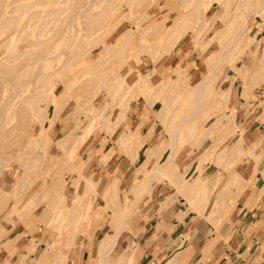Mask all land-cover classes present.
<instances>
[{
    "label": "rangeland",
    "instance_id": "rangeland-1",
    "mask_svg": "<svg viewBox=\"0 0 264 264\" xmlns=\"http://www.w3.org/2000/svg\"><path fill=\"white\" fill-rule=\"evenodd\" d=\"M110 1H112V0H110ZM164 1L165 0H135V3H138L140 5V8H139L140 11L132 13V10H130L126 7L125 3L127 2V0H120V1L119 0H113L114 4H116V6H117V10L113 11V13L111 15L107 16V18L104 21L105 24H104L101 32L99 33V37L104 38L103 41L105 43V46H107V47L114 45L116 38L121 33L126 31L127 29H130V27L135 25V23H136L135 20H139V16L142 17V11H141L142 9L145 10V11L143 10L144 13L146 15H148L149 17H148V19H145V20L143 19L140 22V24L138 26V31L135 32L133 43L125 51L124 50L120 51L121 56L118 52H116L115 54H112V57L110 56L111 54L108 53L107 55L104 56L105 58H103V62L106 61L107 65L104 64L105 62L103 63L101 61L103 65H101V63H100V65H98L95 69H93L94 71H92L90 69V67L93 66V64H94L93 62H95V59L99 56V54L101 52L100 49L102 50V48L94 43L95 42L94 39H91L89 42H88V40H85L86 42H84L83 36L82 37L79 36L78 42H75L76 44L73 43L71 48L74 51L77 50L76 52H78V54H79L77 56L79 57L80 60H78V58L74 57L73 61L75 62V64L74 63L72 64L73 61L71 60L70 61L71 65L69 63L66 66L67 69H65V65H63V64L68 59V57L66 55H62V57L60 59L55 60L52 62V64H50V66L52 68L50 67V69L41 70V73L52 72L53 76H50L49 78L47 77L43 81H41V79H39V81H37L36 83H32V82L28 83L29 78L23 77L20 80L22 82V85L20 87V92H16V96L14 98L12 97L11 92H10L12 87H9L8 84L15 77L7 79L8 81L6 79L3 81V75H0V87L5 88V89L8 88V91H9V94H6V100L10 101V105L7 108L12 109L13 112L18 111L19 107L22 106L21 101L23 99H25V97H27L29 95L32 96L33 92L31 90H32L33 86L40 84V82L48 84V89L55 86L56 87L55 94L57 95L56 99L59 100V103L54 104L52 101L49 100V98H47L46 102H45V104L47 106V110L44 111V114H45L44 121L43 122L41 121L42 122L41 124L35 123L33 126L28 127V129L30 128L27 131L29 136L32 135V133L34 132V130L36 128H38V125H43L45 127L46 134H45L44 139H42L45 141V144L44 143H42V144L44 145V148H46V150L43 149V145L41 147L40 142L38 143L39 144L38 146H40V147L37 148V144H34V145H36V147L31 145L34 142L32 140V138H30L31 139L30 140L27 136H26V138L20 137V134L22 133V131L24 129L27 130V128H26L27 124L26 123H28V118H26L25 120H21V121L17 120L18 116H16L14 118V120H12V118L7 119V118H9V117H7V115L4 116V119L0 118V133L3 134V136L0 137V159L1 160L3 159L2 164L0 163V169H2L1 174H0L1 175L0 176V189L5 190L9 184V182H11L14 179V176L16 175V173H18V175L16 177V179L18 181L22 180V178H24L23 176H26V173H27V180L29 178L31 179V180L29 179L30 183L28 182L29 180L26 182L27 184L29 183L28 186L26 185V188L23 187V189L21 190L23 192L17 193V195L9 196V194L7 193L9 191L7 188L5 193L2 194L3 196L0 198V226H1L0 230L3 229L2 231H0V235H1L0 236V244H1L0 249L6 250L7 253L9 254L10 249H12V247L15 246V242L17 240H19L20 238L28 240V243L31 244V246H33V240H36L38 238V244L35 247V249L37 250V252L35 253V256H37V254H39V253H43V252L47 253L46 249L50 248V245L55 246V243H57V242H60L62 244H64L66 242V237L60 236L58 238L56 224L61 225V226H63V225L65 226V224L66 223L68 224L69 221L66 222L64 220H60V222L63 221L61 224L58 220V223L56 222V224H54L55 221L52 220V216H53V213H55L56 208H55V210L54 209L52 210L50 207L53 204V201L54 200L56 201V199L59 198L58 197L59 196L58 189L56 191L55 188H57V187H54L55 190L54 189L51 190V188H50L51 193L54 195H52L50 193L49 188L45 190L46 187H44V186H46V184H45V182H43L44 179L42 180L43 177H45V180H47L46 183L50 184L52 179H55V178H58L61 176L62 182H60V180H59L58 185L60 187L63 186L62 191L64 193H66V195H65L66 203L65 204H66V206H69L72 199L74 198V196L72 195L74 192L73 191L74 186L79 181V178H78L79 173H80L79 171H80V169L82 170V167L84 165L83 164L84 161L86 162L89 157L95 158V161H96L99 158V156L102 154L105 147L106 148H108L110 146L113 147V151L117 150L119 155H124L126 157V160L121 161V162L120 161H113V163L109 166L107 171H104L102 174H100L98 172H94L95 174H99V175L91 177L92 179H97L98 177H100V180H102V182H103V183L101 182V183L95 184V186H97V187L94 190L96 191L97 194L92 193L89 195L90 200L91 199L93 200V203H95V207H96L93 210V212L99 213L100 210L105 206V202H104L103 198L101 197L102 191L106 188L105 187L106 184H104V183H107L108 179H111V178L115 179L116 178V172H117L116 170L118 167H120L119 163H121V164L127 163L128 164L127 166H129L128 169L129 170L132 169L133 172H135L137 166H140L142 163L145 164L144 170L146 172H148L147 170H150V168H153L152 166H154V164L163 163L166 160V156L168 155V152H169L168 149H166L167 142H168L167 141L168 133H166V132L168 129L169 130L171 129L170 124L171 123L173 124L179 118H183L184 116L191 115V113L194 112V105H193L194 99L190 95L188 89L190 87H193L194 85H196L198 82H200L202 80L203 76L205 74H207L209 70L213 69L214 66L217 69L215 71V76L212 80L213 81V94L219 93L221 90H225L231 82H232L231 84L234 83V87L236 90L238 88L244 92V89H246L245 90L246 93L250 90L255 89V88H259V87L264 88V80L263 79L258 80V81L255 80L256 77L264 74V69L262 70V69L258 68V61H259V59H261L262 54L260 52L259 53H251L249 51L251 46L253 47V45L255 44L252 42L254 41V39H257L256 37H257L258 31L261 29H264V10L261 14H253L252 13L253 11H257V9H259L261 7L263 0H244V1L243 0L242 1L241 0H207V4H208L207 16H214L215 15L216 17H214L212 19V20H214V21H211L212 23H209L210 22L209 19L206 20L205 23L202 24L201 28L197 32L195 31V29L192 28L193 26H191L192 24L190 22L184 21L185 18L187 19L186 16H183V15H185L184 11H189V10H191L190 8L192 6L194 7L195 3L197 4L196 6H198L200 3H202L206 0H198L200 3H198L197 0L195 1V3L191 2L187 6L186 9L183 7L185 4V2H183L182 3L183 5L182 4L180 5L182 7V9H181V7L177 8V9H173L171 14L169 15L170 16L169 21H167V22L165 21V24L168 26V30L164 31V32L163 31L160 32L159 35H157V36L154 35V33H153L149 39L150 41H148L150 44H153L154 42L157 43L158 41L160 43L161 40L166 36V34L169 31L180 26L181 30L183 32H186V34L183 35L181 42L173 49V52L165 58L163 57L162 59H160L161 58L160 55H159V57H157V54H160V53L152 52V50H151L150 53L152 52L153 53L152 55L149 54L148 57L147 56L141 57L142 58L141 61L137 63L133 59V57H131V56H132L133 52L135 51L136 47H138V45H139L138 39L140 36V32L144 29V27H146L150 23H152L154 21H158V20L162 21L161 20L162 16H164L165 14H168L170 12V8L173 6V0L170 1V3L171 2L172 3L169 6H163ZM225 1H226V3L224 4L223 2H225ZM68 2H70V0H65V4H67ZM243 2H245V4L247 6L245 4H244L245 6H242ZM235 3L236 4L238 3L237 5L240 4V6L237 7V5ZM233 4H234V6H233ZM236 7L238 9H239V7H240V9L243 8V10H245L246 12H249V14L252 13L248 18V30L246 32H244L245 36L243 35V40H241V42L239 44H237L238 46L233 45V43L235 41L234 35H239L242 32V25H240V22L244 18L243 16H245L246 14H245V11L244 12L242 11V9H241V12H242L241 13L240 9L238 10ZM8 9H9L8 7L5 8V10H8ZM189 12H191V11H189ZM122 14H123V16H122ZM139 14H141V15H139ZM125 16H127V17H125ZM177 16L183 17V20L174 22V20L176 19L174 17H177ZM227 16L229 19H227ZM124 17L128 20L129 23L127 22L126 19H124ZM224 17L227 19V21L226 20L225 21L228 24L224 23V21H222V19L223 20L225 19ZM112 21L114 23H117V22L119 23V25L117 23L118 26L114 29V31L112 28L115 27V24H113L111 26V24L113 23ZM170 21H171V23H170ZM172 22H174L175 24ZM196 27H197V25H196ZM109 29H111L110 33L108 31ZM106 30L108 31V33ZM104 31H105V34H102V33H104ZM79 33H80V35H84V34H86V30L84 29V30L80 31ZM155 34H157V33H155ZM154 36H155V38H154ZM263 36H264V33H263L262 37ZM1 37L2 36H0V38ZM233 38H234V41H233ZM246 38H251L253 41L251 39H249L248 44L245 45L244 43H246V41H247V40H245ZM152 39L156 40V41H153ZM229 40H230V42H229ZM81 41H83L85 44ZM226 41L229 45H227ZM232 41H233V43H232ZM80 43H83V44L80 45ZM87 43L89 44V46ZM230 43H232V44L230 45ZM82 46H83V48H82ZM229 46H230V48H228ZM231 46H232V48H231ZM222 47H224V48L222 49ZM253 49L254 48H252V50ZM87 50H88V52H87ZM222 50L224 51V53H222L223 52ZM244 51L249 52L247 56H245ZM0 54L2 55V56L0 55V64L5 63V61H6V59L4 58L5 57V51L2 50V48H0ZM81 54L85 55L86 57L81 56ZM108 56L110 57V60H112V62L114 61L113 63L111 61L109 62ZM161 56H163V55H161ZM80 57H82V58H80ZM121 57H122V59H121ZM129 57H131V58H129ZM112 58H115V60H118V62L119 63L121 62L122 64L121 63L119 64L117 61H115ZM157 59H159V60H157ZM77 60H78V62L76 63ZM87 62L90 64V67H88L89 64ZM116 62L118 64L117 66L114 65V63H116ZM155 63H156V65H155ZM262 63H263V67H264V52H263V57H262L260 64H262ZM84 64H86V65L84 66ZM217 64H219V65L216 66ZM113 65L115 66L114 69H113V67H114ZM134 66L136 68H134ZM101 67H102V70H101ZM82 68L83 69L87 68V69H85L84 72L88 71V74L82 75V73H83ZM62 69H63V74H62V72H60ZM80 69H82V70L79 72ZM177 69H180L179 70V74H180L179 86H175L174 84H173L174 85L173 86L170 83L162 84V87H160L158 89L151 88L148 92L149 94H147L145 97L143 95H145L146 91L144 92V91L140 90V92H138L139 90L136 89L137 78L143 74H146L149 71H152V70L155 71V74L153 75V79L155 80L156 83L159 84L162 82L164 77L170 78L171 76H174L176 74ZM259 69L261 71H258ZM24 70H26V69H24ZM95 71L96 72L98 71V73L101 72V76L96 77L99 74H94ZM56 72L57 73L59 72L62 75L59 76L60 74L58 75ZM117 72H118V74H116ZM232 72L236 73V76L238 78V80L236 82H235L234 78L231 77ZM90 73H92V74H90ZM114 73H115V75H114ZM115 76H116V78H118L119 81L118 80H117V82H116V80L112 81V83L113 82L114 83L110 89H108V88L106 89L103 86L102 82L99 83V81H102V79H104L105 77L112 78ZM91 78H93V80H91ZM185 78L188 81L186 80V84L184 85V79ZM58 79H59V81H58ZM94 79H95V81H94ZM90 81H93V82H90ZM66 82H69V83H66ZM65 84H68V87H67V85H66V87H64ZM113 88H114V90H112ZM184 88H186V89H184ZM106 90H108V91H106ZM110 90H111V93H110ZM141 91L144 93H142ZM210 92L206 93L203 96H200V98H199L200 99V108L197 111L198 114L199 113L200 114L198 115L196 112L195 116L193 117V120L188 121V123H190V124L195 122L196 126L198 127L197 130L195 131L194 135L193 136L187 135V137L185 136L187 138V142L184 143V145H182L181 148L177 151L178 152L176 154L177 157L175 156L173 163L171 164V166L169 167V169L166 173V177H161V178L157 177V178L153 179L154 181H158V180L160 181L163 179H167V177L170 175V173L173 170H176V173L178 172L177 173L178 179L180 178L179 179L180 182H177V183H181V185L185 187V189H186L185 192H187V190L190 186H194L195 182L199 181V183H200L199 186H197L196 189L193 188V190H195V196L192 197L190 202L192 200L198 201L199 194H203V193L205 194V190L207 189V187H210V184L209 183L206 184V182L210 181L211 175L213 176V175H215V173H217V169L221 170L218 173L219 174L218 177H220L219 178L220 181L216 182V184L211 189H213L219 183H221L220 185H222L224 183V180L226 177H227V180H226L223 191H226L231 186L237 187L239 184L242 183V180L238 176V174L236 172H234V170L235 169L237 170L238 166L242 163V161L245 162L247 160V158H254V156L252 155L253 151H250V150L245 151L244 153L237 156L236 158L235 157L231 158V159L227 158V157L234 156L232 149L237 147L238 143L236 141L238 140V138L242 139L245 146H247L249 148H250V146L246 145L247 143L242 137V134L244 133L243 128H237L235 126V122L233 121L234 120L233 113H232L233 116L232 115L229 116L227 113H225L227 110H229L231 112L233 110L232 107L230 108L229 105H223V104L218 106L216 109L211 107L212 103L215 101V97H214V95L212 97ZM109 93L115 94V96H116L115 104L116 103L122 104L123 103L122 101H124V103L128 101L127 104L130 105V108H132V104L138 103V105L140 107L141 115L143 116V119L145 120V122L150 123L154 126L158 125V128L156 130L157 140L154 143V145H156V146L158 145L159 147H157V149L153 153H151L149 155L148 150H146V151L143 150V146L145 144L142 146L141 149H139L138 145L133 144V146H132L131 144H129V143H131V141H128L129 143L126 141L128 136L123 138L124 142L122 141L121 143L120 142L117 143V139H118L119 135L122 134V130L120 129V132H118V134H116V135L112 134L111 136H109V133L106 131V130H108L107 127L106 126L103 127V126L99 125L95 120H92L94 125H93L91 131L89 132L85 143H83L81 145L79 142L77 143V141H79L78 136L80 134V132L77 134V130L71 133L72 137L70 135V137L64 139V136L68 132L76 129V127H77L75 125L76 122L79 123L80 127L83 128L88 124V122L92 118L94 119V117L91 118L92 114L95 113L94 109H92L93 107L99 108L105 103H111L112 102V97L110 95H108ZM139 93L140 94L142 93L143 95L142 94L140 95ZM151 93H152V95L154 94V96H152ZM131 95H132V97H130ZM173 95H175V96H173ZM69 96H70V98H68V101L66 102V104H64V103L62 104L64 98L66 99V97H69ZM148 96L151 97L149 101L147 100ZM178 96H180V99L178 98ZM153 97L155 98L154 100H153ZM172 97L174 100L171 99ZM174 97H176V98H174ZM242 97L245 100L248 99V96H246L245 94H242ZM71 98H73V99H71ZM169 99H170V101L172 100L171 101L172 103L169 101ZM58 100H56V101H58ZM82 100H84V103ZM232 100H233V96L231 97V100H230L231 103H232ZM169 102H170V104H169ZM181 102H182V104H180ZM213 104L215 106V102ZM175 106H178L176 111H174ZM59 108L61 109V111ZM119 108L121 110L122 106L117 104L112 109V111H111L112 115L110 117V120H108V121L106 119L104 120V121H106L105 125L115 122L116 115H118L119 114L118 112L120 111ZM54 109L55 110L59 109L60 112H58L56 114L58 116H56V119L54 121L53 126L50 129L47 128L48 129L47 130L46 127L48 125V120L50 118H52V114L53 115L55 114L53 111ZM204 109H205V111H204ZM91 110L94 113L90 114ZM130 111L128 113H130ZM171 111H172V113H171ZM63 116H65V117H63ZM170 116L171 117L173 116L172 117L173 119L170 118ZM200 116H202V117H200ZM89 117H90V119H89ZM263 117H264V113L262 116V121L264 123ZM74 118H76V119H74ZM167 118H168V120H170L171 123L170 122H169L170 124L168 123L170 126L168 125V128L166 130V126H165L166 121L165 120ZM232 118H233V120H232ZM95 119H97V118H95ZM209 126H210V132L207 133L208 135H205L204 130L206 128H209ZM15 128H17L18 131L20 129H22V131L20 130L18 132L17 129H15ZM236 129H238V130H236ZM240 129H241V131H239ZM238 132L240 133V137H238ZM76 134H77V137H75ZM203 134H204V137H202ZM62 137H63L64 142H61V140H59ZM76 138H78V140ZM73 139L77 143V144L75 143L77 145V147L75 149L76 150V152L74 153L75 155L73 156V160H74L75 164L71 163V165L74 167L73 169L76 173H73L74 171H73L72 167H70V169L67 167L68 163H66V159H64L65 158L64 156L66 155L64 152L66 150L62 149L61 148L62 146L59 147L58 146L59 143L58 144L56 143V141L57 142L59 141V142H61L59 145H65V147H67L68 145H71L70 143L74 142V141L72 142ZM199 140L202 141L200 144L198 143ZM20 141H21V143H20ZM125 141H126V143H125ZM243 142H240L239 144L242 146ZM66 143H68V145ZM197 143H198V145H197ZM10 144H11V146H10ZM22 146H23V148H21ZM131 147H132V149H131ZM224 147H228V148L224 153H222L224 150ZM31 150H34V151L31 152ZM141 150H142V153H144V155H143L144 157L138 159L137 158L138 152ZM27 151L29 152V156L27 155L28 154ZM113 151H112V154H113ZM210 151H212V157L209 160L207 159V160L203 161L199 165L200 157L203 154L208 153ZM147 153H148V155H147ZM221 155H222V159H220ZM21 156L23 159L20 158ZM30 156L32 158L33 157L41 158V159H43V162H41L40 160L36 161L37 158L35 160H34V158L31 159V158H29ZM148 156H149V158H147ZM111 157H112V155H111ZM19 158L21 160H19ZM146 159H148L149 161L145 163L144 160H146ZM151 159H152V161H151ZM1 160H0V162H1ZM32 160H33V163H32ZM227 160L230 161V163ZM16 161H20L22 163V165L24 162L27 164L28 163L34 164V162L36 161L37 167L36 166L35 167L37 169L39 168V170L37 171V169H35L34 166L32 167L31 166L32 164L30 165L31 168L26 170V164L25 163H24L25 165H23V167L21 166L20 169H17L18 167L16 166ZM185 163H188V165L186 166ZM195 163L196 164L198 163V164L192 169L191 165H194ZM207 166L210 168H208ZM194 170H195V172H194ZM133 172H132V174H133ZM43 173H44V176H43ZM197 173H199V174H197ZM132 174L128 175V176L122 175V176H120V180L118 177L116 178V179H118L117 185H116V190H117L116 193H117V197H118L117 200L118 201L123 198L125 191H127L130 184L132 183V180H133ZM39 175H40V177H39ZM196 175H197V177H196ZM121 179H122V183H121ZM34 180H36V181L34 182ZM193 181H195V182H193ZM147 188H148L147 184H141L140 185L139 194H142V195L144 194V195L139 199L138 204L142 205L143 203H146L147 200H149V198L147 197V194H145V192L147 191ZM44 190L45 191L48 190L47 194H45L46 192H44ZM18 194L20 196H22V197H20V200H19V197L17 199V196H19ZM35 195H37V196H35ZM45 195L47 197H45L46 199L44 201V199H41V198ZM39 196H40V198H39ZM54 196H56L57 198H55ZM30 198H31V200H30ZM32 200H35V201H32ZM97 200H98V202H97ZM48 201L50 203L49 206H47ZM205 202H206V196L204 197L203 203L205 204ZM26 204H28V207H24V206H27ZM41 205H43V206H41ZM43 207L46 209H44ZM114 208H115V206L109 207V208H107V206H106L107 214H110V215L108 216L107 214H105L104 216H101V220H100L101 223L100 224H99V221H97V219L93 218L91 223H90V227L87 228L86 234L82 235V233H78L77 236L74 238L73 242H75V240L76 241L78 240V242H79L80 239L89 240L90 234L93 231H95L97 229L100 230L99 233L96 235V241H94L93 245L91 246L92 248L90 247L91 249L89 250V255H90L89 260H87L86 262H81V264H96L97 263L96 259L99 260V255L97 254V252L95 250V247L97 246V240L100 237V235L102 234V232L105 231L106 229H108V227H110V230H111L110 235L112 233H114V231H115L114 226L115 225L110 223V218H114V216L111 214L113 212L112 209H114ZM28 209H29V211H28ZM132 209L135 212H138L140 210L139 205H137V204L135 206H133ZM24 210H26V213H24L25 212ZM123 210L127 211V209H125L124 207H118L117 208L118 214L121 215ZM50 213H52L51 216H50ZM13 214H15V215H13ZM22 214H24V216ZM41 214H42V216H41ZM43 215H44L45 219H43L44 218ZM93 217H95V216H93ZM15 218H17V219H15ZM37 222H39V224H37ZM50 227H52V228H50ZM4 228H5V230H4ZM106 235H108V234H106ZM60 239L62 240V242ZM3 243H5L6 246ZM46 245H47V247H46ZM72 250H73V247L70 249V255L72 253ZM54 252H56V251H54V249H52V251H50L49 261L52 259V257H53L52 255L54 254ZM133 257L134 256L132 253V255H130V257H129V261L128 262L126 261V264H132L133 261H131V260L133 259ZM91 259H92V261H90ZM33 262L34 261H32V263ZM56 263L54 262L53 264H56ZM47 264H50V263H47ZM59 264H61V263H59Z\"/></svg>",
    "mask_w": 264,
    "mask_h": 264
},
{
    "label": "bare ground",
    "instance_id": "bare-ground-1",
    "mask_svg": "<svg viewBox=\"0 0 264 264\" xmlns=\"http://www.w3.org/2000/svg\"><path fill=\"white\" fill-rule=\"evenodd\" d=\"M170 1L171 0H165L163 6H169L172 3V2L170 3ZM195 1L196 0H173V6L170 8V12L168 14H165L164 16H162V18H161L162 21H159V20L158 21H154V22L150 23L149 25H147L146 27H144V29L140 32V36H139V39H138L139 40L138 41L139 45H138V47H136V49L133 52L131 57H133V59L138 63V62L141 61V59H142L141 57H146V56L148 57L149 54H151V55L153 54L152 52L160 53V54H157V57H159V55H160V57H161L160 59H162L163 57L165 58V57L169 56L173 52V49L181 42V40L183 38V35L186 34V32H183L181 30L180 26H178L177 28L169 31L166 34V36L161 40L160 43L158 41L157 43L154 42L153 44H150L148 41H150L149 39H150V37L152 36L153 33H154V35L157 36V35H159L160 32H162V31L164 32V31L168 30V26L165 24V21L166 22L169 21V19H170L169 15L173 11V9L180 8L181 7L180 5L183 2H185L183 7L186 9L187 6L191 2L195 3ZM198 3H200V2L198 1ZM223 3L225 4L226 1L223 2ZM125 4H126V7L128 9L132 10V13L140 11L139 10L140 5L138 3H135V0H127V2ZM244 4H245V2H243V5L242 4L241 5L245 6L246 4L245 5ZM196 5L197 4L195 3L194 7L192 6L190 8L191 10H189V11H191V12L184 11L185 15H183V16L187 17V19L185 18L184 21L190 22L192 24L191 26H193L192 28L195 29V31L197 32V31H199V29L201 28L202 24L205 23L206 20L209 19V21H210L209 23H212L211 21H214L212 19L214 17H216V16L215 15L214 16H207V13H208L207 0L202 2V3H200L198 6H196ZM233 6H234V4H233ZM238 6H240V4L237 5V7ZM6 7H8L9 9L5 10ZM181 9H182V7H181ZM239 9H240V7H239ZM241 9H242L243 12L245 11V10H243V8H241ZM241 9H240V12H241ZM116 10H117V6H116V4H114L113 0L112 1H110V0H70V2H68L67 4H65V0H0V36H2L0 38V48H2V50L5 51V57L4 56L3 57L6 59L5 63H1L0 64V75H3V81L5 79L7 80L9 78L15 77L8 84L9 87H12L11 90H10L12 97L14 98L16 96V92H20V87L22 85V82L20 80L23 77H28L29 78L28 83H31V82L32 83H36L37 81H39V79H41V81H43L47 77L49 78L50 76H53L52 72H50V73H48V72L41 73V70L50 69V67H51L50 64H52L53 61L60 59L62 57V55H66L68 57V59L63 64V65H65V69H67L66 66L70 63V61L71 60L73 61L74 57H76V58H78V60H80L79 57L77 56V55H79L78 52H76L77 50L74 51L71 48L73 43L78 42L79 36L80 37L83 36L84 42H86L85 40H88V42H89L91 39H94L95 40L94 43L102 48V50L100 49L101 52H100L99 56L95 59V62H93L94 64H93L92 67H90V64L87 62L89 64L88 67H90V69L92 71H94L93 69H95L98 65H100V63H101V65H103L102 64L103 58H105L104 56L107 55L108 53H110L111 54L110 56L112 57V54H115L116 52H118L120 54L121 50L125 51L127 48H129L130 45L133 43L135 32L138 31V26H139L140 22L143 19L144 20L148 19L149 16L146 15L144 13L145 10L142 9L141 10L142 11V17L139 16V20H135L136 21L135 25L130 27V29H127L126 31L121 33L116 38V41H115L114 45H112L110 47H107V46H105V43L103 41L104 38L99 37V33L101 32V30H102V28H103V26L105 24L104 21L107 18V16L111 15L113 13V11H116ZM263 10H264V0L262 2L261 7L259 9H257V11H253L252 13L253 14H261L263 12ZM245 14L246 15L243 16L244 18L240 22V25H242V32L239 35H234L235 41H234V38H233L234 43L232 41L234 46H238L237 44H239L241 42V40H243L244 32H246L248 30V18H249V16L251 14H249V12H246V11H245ZM139 15H141V14H139ZM122 16H123V14H122ZM125 17H127V16H125ZM125 17H124V19H126ZM177 17H174V18H176L174 20V22L183 20V17H181V16H177ZM227 19H229L228 16H227ZM227 19L226 18L224 20L222 19V21H224V23H227L226 22ZM127 22H128V20H127ZM174 22H172V23H174ZM117 23L113 22L111 24V26L113 24H115V27L112 28L113 31L119 25V23H118V25H117ZM170 23H171V21H170ZM196 25H197V27H196ZM84 29L86 30V34L80 35L79 32L84 30ZM110 30L111 29L108 30L109 33H110ZM108 31H107V33H108ZM155 33H157V34H155ZM102 34H105V31ZM154 38H155V36H154ZM249 39H251V38H246L245 39V40H247L246 43H244L245 45L248 44ZM153 41H156V40H153ZM256 41L258 42V40L254 39V41L252 43H255ZM81 42H83V41H81ZM229 42H230V40H229ZM83 43H80V45L83 44ZM226 43H227V41H226ZM232 43H230V45ZM227 45H229V44L227 43ZM88 46H89V44H88ZM232 46H231V48H232ZM82 48H83V46H82ZM223 48L224 47H222V49ZM228 48H230V46ZM151 50H152V52L150 53ZM87 52H88V50H87ZM263 52H264V48H263ZM222 53H224V51ZM161 55H163V56H161ZM81 56L86 57L83 54H81ZM120 56H121V54H120ZM131 57H129V58H131ZM80 58H82V57H80ZM112 59L115 60V58H112ZM121 59H122V57H121ZM78 60L76 61V63L78 62ZM108 60H109V62L110 61L112 62V60H110L109 56H108ZM157 60H159V59H157ZM115 61L118 62V60H115ZM104 62L103 63L107 65L106 61H104ZM117 62L114 63V65L117 66L118 65ZM73 63L75 64L74 61L72 62V64ZM156 63H155V65H156ZM70 65H71V63H70ZM85 65L86 64H84V66ZM218 65L219 64H217L216 66H218ZM102 67H101V70H102ZM87 68H85V69H87ZM114 68H115V66L113 67V69ZM134 68H136V67L134 66ZM24 69H26V70H24ZM82 69H80L79 72ZM85 69H83L82 75L83 74L84 75L88 74V71L84 72ZM216 69L217 68L214 66L213 69L209 70L208 73L203 76V78H202V80L200 82H198L193 87H190L189 89L187 88L189 90L190 95L194 99L193 100L194 101V103H193L194 112L191 113V115H187V116H184L183 118H179L173 124L170 122V120H168V118L165 120L166 121L165 122L166 130L168 128V125L171 123L170 124L171 125V129L170 130L168 129L167 132H166V133H168V137H167V141L168 142H167L166 149H168V151H169L168 155L166 156V160L163 163L154 164V166H152L153 168H150V170H147L148 172H146L144 170V165L145 164L144 163H142V164L140 163L141 165L137 166V168H136V170L134 172V176H133L134 177L133 178L134 181H133V183H132V185L130 187V190L124 193L122 200H119V201L117 200L118 199L117 193H116V191H117L116 190L117 180L116 179H112V178L108 179V180L106 179L107 183H104V184H106L105 185L106 188L102 191V194H101L102 196L101 197L103 198V200L105 202V206L100 210L99 213L93 212V206H94L93 205V200L92 199L90 200V198H89L90 194H92V193L93 194H97L96 191L94 190L97 187V186H95V184L102 182V180H100V177H98L97 179H92L91 177L99 175V174H95L94 172H98V173L102 174L104 171H106V167L108 166V164L111 161V155H112V150L111 149L107 150L100 157L95 169L90 174H89V169H90V164L93 161V157H89L86 162L84 161V163H83L84 165L82 167V170L80 168H79L80 171L78 170L80 172L79 176H78L79 181L74 186V194L75 195H74V198L72 199V201H71L69 206H66V204H65L66 203L65 196H64V192L62 191V187L63 186L60 187L58 185L59 184V180H60V182H62L61 181V176L58 177V178L52 179L50 184L46 183L47 180H45V177L42 178V180L44 179L43 182H45V184H46V186H44V187H46L45 190L48 189V188H49V190H50V188L52 190V189H54V187H57L55 189H56V191L58 189V192H59V196H58L59 198L56 199V201L54 200L53 204L51 203L52 205L50 206L52 210L53 209L55 210V208H56V211H55V213H53V216H52V220L55 221L54 224H56V222L58 223V220H59V222H60V220H64L66 222L69 221V223L68 224L66 223L65 226L64 225L61 226V225L56 224L58 238L60 236H64V237H66V242L64 241L65 242L64 244H62L60 242H57V243H55V246L50 245V248L46 249L47 253H50V251H52V249H54V251H56V252H54L53 260L50 261L51 264H53L54 262L55 263L57 262L58 264L59 263H61V264H69L70 263V249L72 247H74V242H73L74 238L77 236L78 233H82V235L86 234L87 228L90 227V223H91L93 218L97 219V221H99V224H100L101 223L100 222L101 216H104L105 214H107L106 206H107V208L115 206V208L112 209L113 212L111 213L114 216V218H110V223L115 225L114 226V230L115 231L111 235L108 234V235L103 236V238L101 237L102 239L100 238L101 240L99 241V243L97 245V248H96V252L99 255L98 264H126V261L127 262L129 261V257L130 256H128V257L121 256V257L117 258V260H114V259L111 260L112 258H110V254L113 251V248H114V246L116 244V240H117L118 236L125 229L126 220H128L130 218L131 214L134 211L132 209L133 206H135L138 203L139 199L144 195V194L143 195L139 194L140 185L141 184H147L148 188H147V191L145 192V194L149 195L150 194L149 185H150L151 181L153 179L157 178V177H160V178L161 177H166V173H167L169 167L171 166V164L173 163V160H174L176 154L178 153L177 151L181 148L182 145H184V143L187 142V138H186L187 135L188 136H193L195 131L198 128L196 126L195 122L190 124V123H188V121L193 120V117L195 116L196 112L200 108V99H199L200 96H203L206 93H209L211 91L210 94L212 95V97H213V95L215 97V101H214L215 102V106H214V104H213L214 102H213L211 107H213L215 109L218 106H220L221 104H223V105H227L228 104V101H229V98H230V87H228L226 90L220 91L219 93H216V94L214 93L213 94V81L212 80H213V78L215 76ZM179 70L180 69H177L176 70V74L174 76H171L170 78L169 77L168 78L164 77L162 82L159 83V84L156 83L155 80L153 79V75L155 74V71H153V70L149 71L146 74H143V75H141V76H139L137 78L136 89L139 90L138 92H140V90H142L144 92L146 91L145 95H143L142 93H144V92L141 91L142 92L141 94L145 97L147 94H149L148 92H149V90L151 88L158 89V88L162 87V84L170 83L172 85L174 84L175 86H179V77H180ZM60 72H62V74H63V69ZM95 72H94V74H99L96 77L101 76V72L100 73H98V71L96 73ZM92 73H90V74H92ZM57 74L59 75L60 73L58 72ZM62 74H60L59 76H61ZM116 74H118V72ZM114 75H115V73H114ZM116 76L112 77V78L105 77L104 79H102V81H99V83L102 82L103 86L106 89L107 88L110 89L113 86V83H114V82L112 83V81L116 80V82H117V80H118V78H116ZM186 78L184 79V85L186 84V80L188 79V78L187 79ZM91 80H93V78H91ZM58 81H59V79H58ZM94 81H95V79H94ZM90 82H93V81H90ZM66 83H69V82H66ZM66 85L68 87V84H65L64 87H66ZM55 89H56L55 86H53V87L48 89V84H45V83H42V82H40V84L34 85L32 90H31L33 92L32 96L29 95V96L25 97V99H23L21 101L22 106L19 107L18 111H14L13 112L12 109H8L7 108L10 105V101L6 100V94H9L8 88L5 89V88H1L0 87V118L4 119V116H6V115H7V117H9L7 119L12 118V120H14V118L16 116H18L17 120H20V121L21 120H25L26 118H28V123H26L27 124V126H26L27 130L24 129L22 131V129H20L22 131V133L20 134V137L26 138V136H27L29 139L32 138V140L34 141V142L32 141L33 142L31 144L32 146L36 147V145H34V144H37V148H38V147H40V146H38L39 145L38 143L40 142L41 147H42V145H43L42 143L45 144V141L42 140V139H44L45 134H46L45 127L43 125H38V128H36L34 130V132L32 133V135H30V136H29L27 131L30 129V128L28 129V127L33 126L35 123H37V124L40 123L41 124L44 121V119H45L44 111L47 110V106L45 104L47 98H49V100L52 101L54 104L55 103H59V100L56 99L57 95L55 94ZM184 89H186V88H184ZM112 90H114V88ZM106 91H108V90H106ZM110 93H111V90H110ZM110 93L108 95H110L112 97V102L111 103H105L99 108H96V107L94 108L93 107L92 109H94L95 113L92 112V110H91L90 114L94 113L91 116V118L94 117V119L92 118L88 122V124L85 127H83V128L80 127V124L76 122V124H75L77 126L76 129L75 130H71L70 132H68L64 136V139L70 137L71 133L77 130V134L80 132V134L78 136L79 141H77L78 138H76L77 139L76 140L77 143L79 142L80 145L85 143V141L87 139V136H88L89 132L91 131L93 125H94L92 120H95L99 125H101L103 127L106 126L107 129H108L106 131L109 133V136H111L112 134L113 135L114 134L115 135L118 134V132H120L121 126L123 124V121L125 120V118L129 114L128 112L132 108H130V105L127 104L128 101L125 102V103H124V101H122L123 102L122 104L121 103H116L115 104V98H116V96L114 94L115 92L112 93V94H110ZM151 95H152V93H151ZM152 96H154V94ZM173 96H175V95H173ZM130 97H132V95ZM148 97H147V100L149 101L151 97H149V98ZM68 98H70V96L66 97V99L64 98L62 104L63 103L66 104V102L68 101ZM174 98H176V97H174ZM178 98L180 99V96H178ZM55 99L58 100V101H56ZM71 99H73V98H71ZM154 99L155 98L153 97V100ZM171 99L174 100L173 97ZM82 101L84 103V100H82ZM169 101H170V99H169ZM170 102H169V104H170ZM117 104L122 106V108H121V110L119 108L120 111L118 112L119 114L116 115L115 122L105 125L106 121H104V120L105 119L107 121L110 120V117L112 115L111 111ZM180 104H182V102ZM177 108H178V106H175V108H174L175 110L174 111H176ZM59 109L58 110H55V109L53 110L55 114L54 115L52 114V118H50L48 120V125H47L46 129L47 128L50 129L53 126L54 121L56 119V116H58L56 114L61 111V109H60V111H59ZM204 111H205V109H204ZM171 113H172V111H171ZM197 114H198V112H197ZM63 117H65V116H63ZM172 117L170 116V118H172ZM200 117H202V116H200ZM95 118H97V119H95ZM74 119H76V118H74ZM89 119H90V117H89ZM232 120H233V118H232ZM261 120H262V118H261ZM263 120H264V117H263ZM153 127H154V125L151 124L150 128L147 129V130H149L147 134H141L137 130L131 131V132H128V133L124 132L121 135H119V137L117 139V143L118 142L121 143L124 140L123 138L128 136L126 141L127 142L131 141V143H129V142L128 143L131 144L132 146H133V144L134 145H138L139 149H141L142 146L149 139ZM15 129H17V128H15ZM236 130H238V129H236ZM17 131H18V129H17ZM239 131H241V129ZM209 132H210V126H209V128H206L204 130V134L208 135L207 133H209ZM77 134H76L75 137H77ZM204 134H203L202 137H204ZM2 136H3V134L0 133V137H2ZM71 137H72V135H71ZM74 139L72 140V142L74 141L73 143H70L67 140L71 144V145H68V143H66L68 145L67 147H65V145H59L61 142H64L63 141V137L59 139V140H61V142H59V141L57 142L56 141L57 144L59 143L58 144L59 147L62 146L61 148L66 150L64 152L66 154L64 156L65 157L64 159H66V163H68L67 167L69 169H70V167H72V169L74 168L71 165V163L75 164L74 160H73V156L75 155L74 153L76 152L75 149L77 147V145H76L77 143L75 142ZM126 141H125V143H126ZM201 142L202 141L199 140L198 143L200 144ZM236 142L238 143L237 147L232 149V152L234 153V156L227 157V158H229V159H231L233 157L236 158L237 156L241 155L242 153H244L247 150L253 151L251 148L245 146V144L242 141V139H238ZM240 142H243L242 146L239 144ZM20 143H21V141H20ZM198 143H197V145H198ZM11 144H10V146H11ZM21 148H23V146ZM227 148L228 147H224V150H223L222 153H224L227 150ZM43 149L46 150V148H44V145H43ZM131 149H132V147H131ZM32 151H34V150H31V152ZM153 152H154V150H148L149 155L151 153H153ZM148 153H147V155H148ZM27 155L29 156V152H28ZM31 156L29 158H31V159L34 158V160L38 157L37 155H36L37 156L36 158L35 157L32 158ZM211 157H212V151L203 154L200 157V159H199V165L203 161H205L207 159L209 160ZM20 158H22V156ZM20 158H19V160H21ZM147 158H149V156ZM220 159H222V155H221ZM2 160L0 162L1 164H2ZM37 160H40L41 162H43V159H41V158H37L36 161ZM36 161L34 162V164H32L33 163V160H32V163H31L32 165L30 163L27 164V163L24 162L26 164V170L30 169L31 166L32 167L33 166L37 167ZM148 161H149L148 159L144 160L145 163L148 162ZM228 162L230 163V161H228ZM24 163H23V165H25ZM23 165H22V163L20 161H16V166L18 167L17 169H20L21 166L23 167ZM36 167H35V169H37ZM38 170H39V168L37 169V171ZM195 170H194V172H195ZM1 171H2V169H0V174H1ZM73 171H74V169H73ZM220 171H221L220 169H217V173H215V175H213V176L211 175L210 176V178H211L210 181L206 182V184H208V183L210 184V189L216 184V182L220 181V179H219L220 177H218L219 176L218 173ZM73 173H76V172L74 171ZM177 173H176V170H173L170 173V175L167 177V179L169 181H171V183H173L174 186H175V184H177V182H180L179 181L180 178L178 179ZM197 174H199V173H197ZM17 175H18V173H16V175L14 176V179L11 182H9V184L7 186L8 191H9L7 193L9 194V196L17 195V193L23 192V191H21L23 189V187L26 188V185L28 186V184L30 183L31 179L29 178L30 180L29 179H28L29 181L27 180V173H26V176H23L24 178H22V180H20V181H18L16 179ZM43 176H44V173H43ZM39 177H40V175H39ZM196 177H197V175H196ZM27 181L29 182L28 184L26 183ZM35 181L36 180H34V182ZM193 182H195V181H193ZM199 184H200L199 181L195 182L194 186H190L188 188L187 192L184 193V194H186L185 196H187V198H188L187 200L190 201L192 199V197L195 196V190H194V192H192L191 189H193V188L196 189L197 186H199ZM6 189L5 190H1L0 189V198L3 196L2 194L5 193ZM45 190H44V192H46L45 194H47L48 190L47 191H45ZM51 190H50V193H51ZM203 194H199L198 200H200V198H201V196ZM52 195H54V194H52ZM35 196H37V195H35ZM18 197H19V200H20V197H22V196H20V195L17 196V199H18ZM45 197H47V196L45 195L41 199H44V201H45V199H46ZM54 197L57 198L56 196H54ZM31 198H30V200H31ZM39 198H40V196H39ZM220 198H221V196H220ZM32 201H35V200H32ZM97 202H98V200H97ZM217 203H218V201H217ZM217 203H215V205H217ZM49 204L50 203L48 201V205L47 206H49ZM26 205L27 206H24V207H28V204H26ZM41 206H43V205H41ZM118 207H124L125 209H127V211L123 210L122 214L119 215L118 211H117ZM44 209H46V208H44ZM216 209H213V210H216ZM24 211L23 212L26 213V210H24ZM28 211H29V209H28ZM210 212H211V210H210ZM51 214L52 213H50V216H51ZM13 215H15V214H13ZM22 215L24 216V214H22ZM107 215L109 216L110 214H107ZM41 216H42V214H41ZM93 216H95V217H93ZM43 217H44V215H43ZM15 219H17V218H15ZM43 219H45V217ZM62 222H60V223L62 224ZM37 224H39V222H37ZM50 228H52V227H50ZM2 230H0V231H2ZM4 230H5V228H4ZM187 234H190V233H187ZM189 236H191V235H189ZM61 242H62V240H61ZM187 242H189V241L187 240ZM37 244H38V242L36 240H33V246L31 247L30 251H33ZM46 247H47V245H46ZM178 252H180V251H178ZM130 255H132V254H130ZM47 258H48L47 255L41 256L40 259H39V262L37 264H42V262H44ZM172 259H170V260H172Z\"/></svg>",
    "mask_w": 264,
    "mask_h": 264
},
{
    "label": "crops",
    "instance_id": "crops-1",
    "mask_svg": "<svg viewBox=\"0 0 264 264\" xmlns=\"http://www.w3.org/2000/svg\"><path fill=\"white\" fill-rule=\"evenodd\" d=\"M263 33L264 29L258 31L255 39L258 42L256 41L249 50L251 53L262 54L258 61V68L262 70L263 63L260 62L264 48ZM248 53L246 51L245 56ZM260 69L258 71H261ZM231 77L235 82L238 80L236 73L232 72ZM261 79L264 80V74L255 78L256 81ZM230 84L228 86L230 98L227 105L233 110L231 112L227 110L225 113L229 116L233 113L235 126L243 128L242 137L246 145L253 150L254 156L247 158L245 162L242 161L237 170H234L242 183L223 191L226 177L222 185L219 183L213 189L207 187L200 200L190 202L184 194L186 189L181 183L174 186L168 179L152 180L149 185L150 194L147 195L149 200L142 205L137 203L141 209L138 212L133 211L126 220L125 229L118 236L110 254L111 260H117L121 256L128 257L133 253L132 264H264V123L261 120L264 113V88H255L246 93V89L244 92L238 88L236 90L234 83ZM242 94L248 96V99L245 100ZM138 107V103L132 104V109L121 126L122 133L135 130L141 134L148 133L147 129L151 124L145 122ZM157 128L158 125L153 127L143 150L155 151L159 147L154 145L157 140ZM238 137H240L239 132ZM110 149L113 151V147H105L96 161L93 158L89 174L95 169L100 157ZM143 155L141 150L137 158H143ZM124 160L126 157L114 150L106 171L113 161ZM119 164L116 178L120 180V176L132 174L133 170L128 169L127 163ZM185 165L187 166L188 163ZM196 165V163L191 165V168ZM132 175L134 176V172ZM132 183L127 191L130 190ZM191 190L194 192L193 189ZM72 195L74 196V192ZM205 196L207 201L204 204ZM93 205L94 210L95 203ZM99 231V229L93 231L89 240L80 239L79 242L75 240L69 264H81L89 260V250L96 241ZM110 233L108 227L98 238L97 245L103 236ZM36 241L38 242V238ZM31 247L28 240L20 238L10 249L9 254L6 250L0 249V264H37L43 255H47L48 258L42 264L53 260L54 254L49 261L50 253L43 252L35 256L37 250L34 248L30 251ZM96 248L97 246L95 250ZM96 261L98 264L97 259Z\"/></svg>",
    "mask_w": 264,
    "mask_h": 264
}]
</instances>
